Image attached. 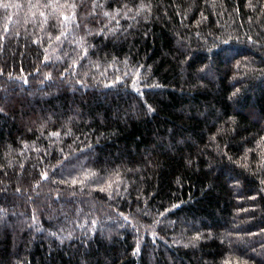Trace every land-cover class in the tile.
Listing matches in <instances>:
<instances>
[{
  "label": "trees",
  "instance_id": "16d2710c",
  "mask_svg": "<svg viewBox=\"0 0 264 264\" xmlns=\"http://www.w3.org/2000/svg\"><path fill=\"white\" fill-rule=\"evenodd\" d=\"M0 264H264V0H0Z\"/></svg>",
  "mask_w": 264,
  "mask_h": 264
}]
</instances>
